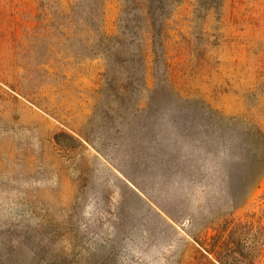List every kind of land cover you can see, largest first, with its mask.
I'll return each instance as SVG.
<instances>
[{
  "label": "rangeland",
  "instance_id": "1",
  "mask_svg": "<svg viewBox=\"0 0 264 264\" xmlns=\"http://www.w3.org/2000/svg\"><path fill=\"white\" fill-rule=\"evenodd\" d=\"M151 98L202 119L182 186L128 159ZM190 234L264 264V0H0V264H224Z\"/></svg>",
  "mask_w": 264,
  "mask_h": 264
},
{
  "label": "trees",
  "instance_id": "2",
  "mask_svg": "<svg viewBox=\"0 0 264 264\" xmlns=\"http://www.w3.org/2000/svg\"><path fill=\"white\" fill-rule=\"evenodd\" d=\"M178 98L179 101L185 105L190 103V100L183 99L180 96H178ZM151 103L156 106L160 104V108L155 109V111L152 113L143 114L144 118L140 125L137 126L140 145H136L140 147V151L137 154L128 156V159L130 161H134L133 163L136 165V167L138 165L142 166L144 171L148 170L150 172L149 175L157 173L156 178L162 176V174H166L168 179H164L162 183L166 182L164 184L171 183L172 185L179 184L182 186L183 182L186 181V174L191 168H193V166L195 167L194 172L201 171L200 169L202 168V165L191 164V160L188 157L190 156V152L192 150H202V147L200 146L201 143L205 145L209 144V141L206 139L205 141H202L200 130L198 129L202 127L199 123V120L202 119L197 116L192 117L190 113L182 110L178 102H175V104H177L174 106V104L171 103L170 98L165 100L151 98L150 102H145V105L151 106ZM192 128L197 129L192 130ZM56 141H58V139H56ZM231 158L232 157L224 162L223 170H225V174L223 178V187L228 195L229 200L232 201L234 185L231 181L232 178L230 173V170H233L230 169ZM212 169L214 172H216L215 166L212 167ZM121 171L130 182H132L134 185L136 184L133 182L132 178L129 177L126 170ZM136 186L139 188V185L136 184ZM139 190L141 191V188H139ZM146 210L151 212V209ZM155 214H157L156 211ZM224 221L225 223L223 225L221 234L218 236V239L221 237L231 222L226 219ZM165 224L170 226L168 222H165ZM149 232L150 231H147L144 228L142 230L143 234H148ZM191 237L197 243V250L202 252L205 251V253H216V257L222 260L224 264H237V258L228 255L230 253L228 249V245L231 242L230 236L227 235L223 238V245L221 248L222 250L220 249L215 251H213L212 248H206L198 234H195L194 236L191 235ZM224 250L228 251V253ZM239 254L240 256L243 255L240 251Z\"/></svg>",
  "mask_w": 264,
  "mask_h": 264
}]
</instances>
